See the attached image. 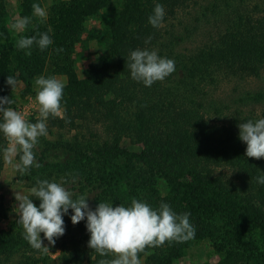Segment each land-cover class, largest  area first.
Wrapping results in <instances>:
<instances>
[{"label": "trees", "instance_id": "trees-1", "mask_svg": "<svg viewBox=\"0 0 264 264\" xmlns=\"http://www.w3.org/2000/svg\"><path fill=\"white\" fill-rule=\"evenodd\" d=\"M15 1L0 0V30ZM24 1L19 8L32 23L21 36L51 27L53 43L43 51L33 45L30 56L17 47L6 50L10 40L0 44V88L16 70L30 74L24 82L38 74L66 82L63 118H48V135L34 149L41 167L28 175L16 171L15 181L31 188L37 179L64 180L73 199L89 196L93 210L99 202L127 207L136 198L190 213L195 237L146 249L142 264H171L189 242L202 239L225 253L218 264H256L234 244L245 232L246 244L257 245L251 250L264 253V185L256 179L264 175V158L246 157L238 127L264 118V0H54L44 23L33 16L37 0ZM157 3L165 10L159 28L148 22ZM96 19L102 27H92ZM93 31L108 57L80 77L73 55L81 35ZM136 49L173 59L175 72L151 87L133 80L128 57ZM225 82L233 83L231 90L221 88ZM3 147L0 132V153ZM71 215L69 209L63 216L64 251L86 264L114 258L89 248L86 220L73 225ZM5 216L0 201V219ZM25 242L23 232L1 229L0 264ZM36 262L27 257L22 264Z\"/></svg>", "mask_w": 264, "mask_h": 264}, {"label": "clouds", "instance_id": "clouds-1", "mask_svg": "<svg viewBox=\"0 0 264 264\" xmlns=\"http://www.w3.org/2000/svg\"><path fill=\"white\" fill-rule=\"evenodd\" d=\"M33 16L40 23L47 19V11L40 4L33 3ZM165 10L157 3L148 22L155 28L162 26ZM32 23V17L24 16L12 22L11 27L16 32H22ZM38 33L33 36H20L16 42L18 49L25 50L30 56L31 48L36 45L41 51L52 43L48 33ZM151 38L149 37V40ZM148 41H146L147 43ZM62 51V49H57ZM128 68L131 78L151 87L157 81H163L174 73L175 61L161 57L155 50L136 49L130 52ZM7 84L12 90L17 85L16 79L9 75ZM35 100L39 105V118L35 123L27 120L21 112L10 105L16 103L9 97H0V132L8 139L10 146L4 148V159L21 175H28L33 166L41 165L36 161L34 149L39 138L48 135L47 120L50 116L62 117V105L65 84L56 76L43 75L34 80ZM7 105V107H5ZM68 122V121H66ZM239 139L246 143V157L264 158V118L256 121L248 120L238 125ZM19 155V162L13 163ZM257 183L264 185V175L256 178ZM75 182V177H73ZM64 183L37 179L27 195L16 193L18 203L19 223L22 225L24 239L33 249L42 254L49 252V247L43 243L41 233L49 244H55V239L65 233L63 216L72 210L73 225L86 218V228L90 233L88 246L101 257L112 256V259H100L98 264H141L140 254L146 249L161 247L166 242L183 243L195 237V227L190 222V213L177 214L164 202L153 208L146 201L133 198L130 206L120 204L113 206L109 202H99L93 210L90 208L87 195H79L73 199V193ZM40 200L39 206L33 203L31 197ZM150 254V253H146Z\"/></svg>", "mask_w": 264, "mask_h": 264}, {"label": "rangeland", "instance_id": "rangeland-1", "mask_svg": "<svg viewBox=\"0 0 264 264\" xmlns=\"http://www.w3.org/2000/svg\"><path fill=\"white\" fill-rule=\"evenodd\" d=\"M54 0H37V4H40L41 7L47 10L48 6ZM11 2V1H10ZM9 2V3H10ZM21 2H25L24 0H17L10 5L4 15L1 18H8V22L6 23V31L0 30V44L5 43V41L12 42L11 46H8L6 50L13 52L14 48L16 47L15 44L18 40V36H21L22 32H16L12 29L11 24L14 20L19 19L24 16H32L26 15L22 13L21 7L19 5ZM93 26L97 28L102 27L100 23L97 21H93ZM95 31L83 33L81 35L80 42L77 44L76 52L78 55H73L74 61V71L78 76L85 75L89 67L91 65L98 66L101 61L105 60L108 57V47L100 43L95 36ZM14 38V39H13ZM11 58H13L11 56ZM10 60V59H8ZM12 64L10 65L11 68L14 67L16 60L11 61ZM9 64V62H8ZM15 79L17 80V85L14 90H12V86L9 84L3 85L0 88V94L3 93L4 96L12 98L16 101L15 104L10 105L18 112H21L24 117L30 121V119L39 117V105L35 100L36 91L34 88V80L36 77L41 76L33 75L34 78L29 79L27 82H24V79H28V74H25L23 71L16 70L15 72ZM18 78H22L18 80ZM58 79L66 82L64 76L58 77ZM233 83H226L221 86L223 90L226 88L231 90ZM32 88V92L23 91V88L28 87ZM2 133V132H1ZM4 139V147L0 153V157L2 159V168L0 170V201H2L6 216L0 219V230L3 229L8 231L10 228L14 230H18L24 232L22 225L19 223V213H18V201L16 200V193L27 195L29 193L30 187H26L23 184L18 183L15 181V173L16 170L13 168L12 165L8 164L4 159V148L10 146V142L8 139L3 135ZM125 147L129 148L128 145ZM13 163H18L17 159L14 158ZM167 187L164 182L159 183V192L164 193ZM33 203L36 201L37 197H31ZM86 220V218H85ZM82 220V221H85ZM81 222V221H80ZM261 235V234H260ZM258 235L257 237H259ZM66 235H62L55 239V244H49L47 239L44 238L43 233H41V239L43 243L49 247V252L47 254H42L39 250L33 249L29 243L25 242L22 244L21 249L16 250L12 249L10 252L11 259L7 261H3L2 264H22L27 257L32 258L33 260H37L35 264H86L83 260H73V257L69 255L67 251L63 249V242L65 240ZM250 240V236L248 233H241L235 240V249L239 250L241 254L249 258L250 262H254L256 264H264V253L260 251L253 252L251 248H254L257 245L251 247L250 244H246L247 241ZM70 246V245H68ZM223 252L217 251L213 248L209 239H202V240H193L187 244L184 249L183 254L176 258L173 263L171 264H218L221 262ZM141 264L144 262V257H140ZM248 260V259H247Z\"/></svg>", "mask_w": 264, "mask_h": 264}]
</instances>
